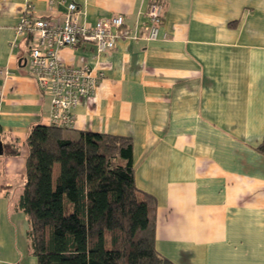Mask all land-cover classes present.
<instances>
[{
	"label": "crops",
	"instance_id": "crops-1",
	"mask_svg": "<svg viewBox=\"0 0 264 264\" xmlns=\"http://www.w3.org/2000/svg\"><path fill=\"white\" fill-rule=\"evenodd\" d=\"M151 1L163 13L145 41ZM26 3L54 21L69 3L84 24L123 17L129 36L108 53L59 52L103 73L66 133L131 139L135 186L156 202V252L173 264H264V0H0V264H37L16 206L26 138L50 125V100L15 33Z\"/></svg>",
	"mask_w": 264,
	"mask_h": 264
},
{
	"label": "trees",
	"instance_id": "trees-1",
	"mask_svg": "<svg viewBox=\"0 0 264 264\" xmlns=\"http://www.w3.org/2000/svg\"><path fill=\"white\" fill-rule=\"evenodd\" d=\"M67 130L26 138L16 207L37 264H173L155 250L156 202L135 186L131 139Z\"/></svg>",
	"mask_w": 264,
	"mask_h": 264
},
{
	"label": "built area",
	"instance_id": "built-area-1",
	"mask_svg": "<svg viewBox=\"0 0 264 264\" xmlns=\"http://www.w3.org/2000/svg\"><path fill=\"white\" fill-rule=\"evenodd\" d=\"M78 8L69 3L61 21L33 17V6L26 3L15 27L17 37L25 40L29 74L39 91L50 100V125L70 129L74 126L73 109L92 98L103 73L92 66H72L63 63L59 52L63 48L93 47V57L98 58L114 49L119 39L127 38L123 17L97 20L94 24L79 21ZM163 5L151 1L142 39L154 41L158 37Z\"/></svg>",
	"mask_w": 264,
	"mask_h": 264
},
{
	"label": "water",
	"instance_id": "water-1",
	"mask_svg": "<svg viewBox=\"0 0 264 264\" xmlns=\"http://www.w3.org/2000/svg\"><path fill=\"white\" fill-rule=\"evenodd\" d=\"M2 154H3V145H2V143L0 141V156H2Z\"/></svg>",
	"mask_w": 264,
	"mask_h": 264
},
{
	"label": "rangeland",
	"instance_id": "rangeland-1",
	"mask_svg": "<svg viewBox=\"0 0 264 264\" xmlns=\"http://www.w3.org/2000/svg\"><path fill=\"white\" fill-rule=\"evenodd\" d=\"M55 172H56V169H55Z\"/></svg>",
	"mask_w": 264,
	"mask_h": 264
}]
</instances>
